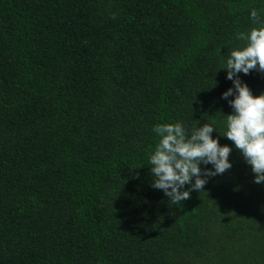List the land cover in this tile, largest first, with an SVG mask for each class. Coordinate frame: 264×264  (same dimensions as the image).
I'll return each instance as SVG.
<instances>
[{
    "label": "trees",
    "instance_id": "16d2710c",
    "mask_svg": "<svg viewBox=\"0 0 264 264\" xmlns=\"http://www.w3.org/2000/svg\"><path fill=\"white\" fill-rule=\"evenodd\" d=\"M261 26L264 0H0V264H264V183L222 98ZM238 75L264 93V72ZM177 123L231 148L182 204L149 163Z\"/></svg>",
    "mask_w": 264,
    "mask_h": 264
},
{
    "label": "clouds",
    "instance_id": "9594fccd",
    "mask_svg": "<svg viewBox=\"0 0 264 264\" xmlns=\"http://www.w3.org/2000/svg\"><path fill=\"white\" fill-rule=\"evenodd\" d=\"M250 16L256 21L257 11L253 9ZM238 38L246 44L231 49L226 67H223L228 70L226 78L232 81L233 88L223 92L222 98L234 95L228 101L234 113L226 115L227 131L224 136L240 150L255 173L254 182L260 184L264 183V93L252 95L238 73L247 75L250 70L264 72V26L252 28L247 34L239 33ZM213 130V126L203 124L188 137L179 123L154 127L153 131L160 140L149 157L152 165L150 172L155 178L152 187L162 190L173 204H182L190 199V191L181 190L186 184L199 192L203 190L207 177L223 174L231 168L228 160L231 148L221 146L217 139L212 138L210 134ZM200 163L212 164L214 171L205 169L202 178Z\"/></svg>",
    "mask_w": 264,
    "mask_h": 264
}]
</instances>
